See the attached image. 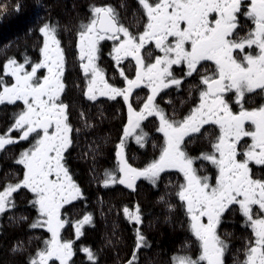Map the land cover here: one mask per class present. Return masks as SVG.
<instances>
[{"label":"snow or ice","instance_id":"snow-or-ice-1","mask_svg":"<svg viewBox=\"0 0 264 264\" xmlns=\"http://www.w3.org/2000/svg\"><path fill=\"white\" fill-rule=\"evenodd\" d=\"M122 6L130 15L122 16L108 0H93L67 47L59 21L41 18L37 28L28 29L39 34L38 56L25 51L22 59L5 55L0 61V106L7 115L0 153L19 149L15 171L0 180V217L12 213V221L27 220L15 215L21 197L35 213L28 229L48 234L18 264H75L74 240L62 230L68 225L79 238L84 225L95 224L68 159L82 131L72 120V89L81 97L77 119L85 128L96 125L84 103L120 105L109 156L115 163L97 172L96 155L102 152L97 143L89 183L135 193L138 181H147L160 193L166 220L182 214L190 235L166 264H225L229 245L220 229L236 219L244 231L250 229L240 264H264V103L249 101L256 95L264 99V0H133ZM22 7L21 0H4L0 17ZM106 47L110 64L102 67ZM69 72L77 73L72 83ZM183 91L187 97L178 108L172 93ZM133 142L137 151L145 150L144 159L129 154ZM98 203L104 216V202ZM78 204L82 215L73 219ZM120 211L132 226V239L120 256L117 246L124 237L114 226L105 241L117 248L113 264H142V253L151 248L144 209L137 201ZM32 239L15 237L8 251L23 254ZM79 251L85 264H101L98 250L81 245Z\"/></svg>","mask_w":264,"mask_h":264},{"label":"trees","instance_id":"trees-1","mask_svg":"<svg viewBox=\"0 0 264 264\" xmlns=\"http://www.w3.org/2000/svg\"><path fill=\"white\" fill-rule=\"evenodd\" d=\"M122 1L108 0L114 7H118ZM0 2H4V0H0ZM92 2L93 0H21L23 7L18 14L11 13L10 15L0 17V61L5 58V55H14L18 59H22L25 51L31 57H37L38 44L40 42L38 39L39 34L38 32L30 34L28 33V29L37 28L41 22V18H47L49 15L52 16L53 20L59 21V31L63 39V44L66 47L69 46L77 24L83 18L84 14L87 13L88 5ZM10 41L13 42L11 47L4 49L3 46ZM7 111H11L10 106ZM6 119V112L0 106V126L4 124ZM114 122L111 117L110 119L103 118V120L100 118V121L98 120L94 129H87L82 126V121H78L77 113L73 114L74 125L81 127L82 131L78 145L73 147L74 153H72V156L70 155L69 163L74 164L72 168L77 173L89 197V211L95 212V224H86L82 229L83 234L79 238L76 236L71 237L73 232L69 226L66 227L68 228L66 238H72L75 243L74 256L72 257L75 264H85L86 261L84 254L79 251L81 245L91 246L94 250H98L99 253L101 250L100 254H103V251H105L106 258H103L101 264H113L115 260L113 251L117 248L106 246V238L113 232L114 226L116 227L117 235L125 237L123 234L124 226L121 224L117 225L118 223H122V215L120 212L118 215V212L116 213V210H114L118 205L116 200L120 195V187L113 186L112 190H104L103 188H98L95 182L89 183V177L91 176L90 169L93 167L91 149L97 143L102 149V152L96 155L97 172H102L104 168L112 166L111 161L105 167L102 163H104V160L109 161V156L112 155L110 144L114 142L116 133ZM104 137L109 138L108 143H105ZM18 151L19 149L17 148L0 153V180L3 179L5 174H11L15 171L14 159ZM168 179L169 177H165L164 181L161 182L162 190L164 183ZM171 179L175 180V176L171 177ZM139 188H142L140 191L142 200L139 203L144 209L143 230L151 242V248L142 253V264H149V262L151 264H166V261L175 252L177 244L182 243L184 238L187 239L185 233L187 232V226L186 224L182 226V214L178 211L171 214L170 220L165 219L169 213L163 204L157 202V197L160 193L155 190H149L153 189L151 185L142 183L139 184ZM132 195L136 196L137 193L133 192L131 198ZM98 199H102L104 202V216L101 215V205L98 203ZM17 203L18 207L15 215L17 217L25 216L28 219L12 221L9 219L12 213L0 217V264H18L19 261L26 257L28 251H35L38 246H42V240L46 234L45 230L30 231L28 229V225L32 222V217L35 213L28 208L26 201L21 197H17ZM135 203L130 202L131 205ZM109 206H112L111 212H109ZM81 207L78 204L72 210L73 219L79 218L82 215ZM97 217L98 220H96ZM97 222L100 223L99 227H96ZM131 232L132 226L130 225V244L132 239ZM15 237H21L25 241L29 237H33V239L31 244L26 246L23 254L13 256L8 249L11 247V243ZM36 237H40V239H36ZM236 240L235 238V245L230 252L235 257L238 256V252L242 249V246ZM117 247L118 250L119 248L121 249L119 252L120 256L124 255V240Z\"/></svg>","mask_w":264,"mask_h":264},{"label":"flooded vegetation","instance_id":"flooded-vegetation-1","mask_svg":"<svg viewBox=\"0 0 264 264\" xmlns=\"http://www.w3.org/2000/svg\"><path fill=\"white\" fill-rule=\"evenodd\" d=\"M132 2H133V0H123L122 2L119 3L118 7L116 6L117 10L121 13L122 16H124L126 14L130 15V13H126L125 7H123L122 5L130 6L132 4ZM242 23H243V21H242ZM244 30L246 31L247 29L245 28ZM109 44H110V42H109ZM107 50L108 49L106 47L104 50V58L101 61H99L102 67H108L110 64V58L107 56ZM177 69H178V66H177ZM76 75H77L76 72H69L70 83L73 82L72 78L75 77ZM108 76H109V78L111 77V71L108 72ZM185 89H187V85H185ZM69 95L72 99H74L76 101V105L73 109V114H76L80 111L81 97L77 95L75 89H72L70 91ZM137 95L143 96L144 93L138 92ZM172 96H173V99H174L177 107L179 108V106H180L179 105V99L187 97V91L180 92L179 96H177V94L175 92H173ZM99 99L104 100L106 98H99ZM133 100H135V97H133ZM249 101H250V104L253 106L259 105L260 103H264V99H262L261 96H259V95L251 96L249 98ZM83 108L85 109V111H88L90 109L89 122L94 123L95 125H97L98 120L100 121V118L103 120V118L110 119V117H111L112 121L113 120L115 121L114 122L115 123L114 128L116 129V132H117V129L120 126V119H121L120 112L118 111V109L120 108V105L113 104L111 102L104 103L103 106H101L100 104L90 105L88 103H84ZM169 112H171V108H169ZM72 120H73V116H72ZM149 127H150V125H149ZM87 129H89V128H87ZM115 137H116V133H115ZM115 137H114V142L112 144H110L111 149L113 148V144L115 143ZM152 152H153V145H152V142L150 141L148 143V147H147V155L151 156ZM72 153H74L73 149L70 153L71 156H72ZM132 153H135V156H136L138 161L144 159L145 150L141 148V149H139V151H137V145H135L134 142L132 143L129 154L131 155ZM70 155L68 158L69 161L71 158ZM110 161L112 162V165L115 163L114 159L109 160V161L104 160V163H102V165H104V167L108 166L110 164ZM72 165H74V164H70L71 167H72ZM138 183L139 184H142V183L148 184L147 181H138ZM119 187H120V190H119L120 195H119L118 199L116 200L117 201L116 203H118V205L114 209V210H116V213L118 212V209H122V206L124 204H130V202L135 203L137 201L141 202L142 198H141V192L140 191L142 190V188H139V191L135 192V193H137V195L136 196L132 195V198H131V194H133L132 190H128L124 186H119ZM149 190L152 191L155 189H149ZM139 193H140V195H139ZM97 210H99V209H97ZM120 214L122 215V223H118L117 225L121 224L124 226V231H123V234L125 236L124 237V249H125V254H126L129 250L128 247H126V245H130V236H129L130 224L125 222L122 211H120ZM96 220H98V217L96 218ZM96 225H97L96 227H99L100 223L97 222ZM185 233H186L187 239H188L190 234L188 232H185ZM249 233H250V229L247 232L244 231L242 225L240 224L239 219H236L235 223H233L231 221L226 223L224 225V227H222L220 229V234H221L222 238H224L228 242V245H229L228 251L225 254V264H240V261H243V259H244V247L246 244V237L249 235ZM233 235H234V237L236 236L235 237L237 239L236 241L239 243L240 246H242V249L238 252L239 254L237 257H235L232 253H230L232 247L235 245V242H234L235 238L233 237ZM185 241H186V239L184 238L182 243L177 244V248L175 249V252H177L179 250L180 246L183 245L185 243ZM116 251H117V249H114V251H113V255L115 256L114 257L115 259H116ZM120 251H121V249L119 248V252ZM103 252L105 253V251H103ZM100 253H101V250H100ZM104 253L100 254V262L103 261V258H106ZM124 255H122V256H124Z\"/></svg>","mask_w":264,"mask_h":264},{"label":"rangeland","instance_id":"rangeland-1","mask_svg":"<svg viewBox=\"0 0 264 264\" xmlns=\"http://www.w3.org/2000/svg\"><path fill=\"white\" fill-rule=\"evenodd\" d=\"M74 219H76V218H74ZM68 225H66V227H67ZM85 226V225H84ZM84 226H83V228H84ZM69 228L72 230V232H73V235L71 234V237H75V233H74V229L73 228H71L70 226H69ZM67 230H62V236L64 237V238H66V234L68 233V228H66ZM45 236H47L48 234H47V232H46V230H45ZM56 264H58V261L56 262Z\"/></svg>","mask_w":264,"mask_h":264}]
</instances>
